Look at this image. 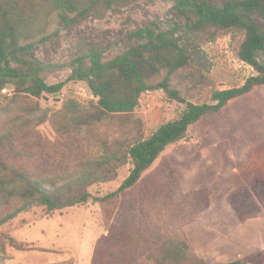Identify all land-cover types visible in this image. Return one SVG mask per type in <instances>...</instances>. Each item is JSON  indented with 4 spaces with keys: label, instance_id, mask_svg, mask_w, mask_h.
Masks as SVG:
<instances>
[{
    "label": "trees",
    "instance_id": "obj_1",
    "mask_svg": "<svg viewBox=\"0 0 264 264\" xmlns=\"http://www.w3.org/2000/svg\"><path fill=\"white\" fill-rule=\"evenodd\" d=\"M118 0H45L63 12L66 22L85 17L100 5L111 8ZM185 20L161 29L155 23L128 33V45L106 59L96 47L79 49L73 59L70 80L88 82L97 102L82 107L70 99L61 108L42 107L39 102L20 107L13 100L0 106V227L19 214L42 206L50 216L90 201L106 203L125 199L134 210L121 227H109L96 245L91 264H218L200 257L185 232L211 206L206 188L186 191L177 167L163 157L171 144L188 140L190 126L208 114L218 115L230 101L264 86V0H173ZM45 23L21 10L19 0H3L0 7V92L15 84L24 98L58 94L65 83H47L42 63L35 55V38ZM240 29L245 37L238 49L241 60L256 74L241 86L214 89L211 101H187L173 86L172 76L192 63L205 34ZM34 39V40H33ZM163 89L186 108L163 122L148 136L110 140L99 133L101 125L132 114L141 94ZM20 103V104H19ZM54 124L56 136L40 126ZM131 164L119 187L96 196L92 187L118 179L119 170ZM227 201L240 222L264 214V170L252 171L231 190ZM22 248V244H17ZM223 264H264V249Z\"/></svg>",
    "mask_w": 264,
    "mask_h": 264
},
{
    "label": "rangeland",
    "instance_id": "obj_2",
    "mask_svg": "<svg viewBox=\"0 0 264 264\" xmlns=\"http://www.w3.org/2000/svg\"><path fill=\"white\" fill-rule=\"evenodd\" d=\"M211 1L222 4L225 0ZM19 4L21 10L39 16L45 23L34 48L43 66L42 77L49 84L65 85L60 93L47 94L48 98L29 99L24 98L22 89L10 84L0 92L3 107L17 100L22 108L39 102L42 107L57 110L70 99H76L82 107L89 106L97 98L88 82L69 79L81 47L101 49L108 59L125 49L127 35L134 29L155 23L161 29L176 24L182 30L185 22L173 0H118L111 8L101 4L83 18L70 13L73 19L69 22L63 12L45 0H19ZM212 35L213 30L204 35L192 63L172 76L173 86L193 103L209 102L214 89L241 86L256 74L238 56L243 30L220 31L213 39ZM186 106L163 89L148 90L141 94L132 114L101 125L99 133L110 140L129 139L135 134L148 136ZM40 128L49 137L56 136L52 122ZM163 157L177 167L186 191L206 188L210 194L211 206L198 222L185 228L200 257L223 264L264 249V214L240 222L227 201L229 192L252 171L264 170V86L231 100L220 114H208L190 126L188 140L168 146L150 171ZM131 168L127 164L119 170L117 180L94 185V195L115 191ZM133 215V208L121 198L106 203L90 201L50 216L44 207L36 206L0 227V264H91L98 239L109 232V227L127 224ZM151 263L147 258L140 260V264Z\"/></svg>",
    "mask_w": 264,
    "mask_h": 264
},
{
    "label": "crops",
    "instance_id": "obj_3",
    "mask_svg": "<svg viewBox=\"0 0 264 264\" xmlns=\"http://www.w3.org/2000/svg\"><path fill=\"white\" fill-rule=\"evenodd\" d=\"M254 219V218H253ZM250 220V219H249ZM247 222V221H246Z\"/></svg>",
    "mask_w": 264,
    "mask_h": 264
},
{
    "label": "water",
    "instance_id": "obj_4",
    "mask_svg": "<svg viewBox=\"0 0 264 264\" xmlns=\"http://www.w3.org/2000/svg\"><path fill=\"white\" fill-rule=\"evenodd\" d=\"M47 97V96H46ZM48 98V97H47Z\"/></svg>",
    "mask_w": 264,
    "mask_h": 264
}]
</instances>
